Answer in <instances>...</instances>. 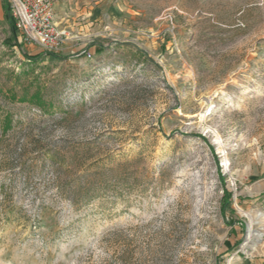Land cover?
I'll use <instances>...</instances> for the list:
<instances>
[{"label": "rangeland", "instance_id": "374dc122", "mask_svg": "<svg viewBox=\"0 0 264 264\" xmlns=\"http://www.w3.org/2000/svg\"><path fill=\"white\" fill-rule=\"evenodd\" d=\"M55 7L59 60L0 21V264H264V0Z\"/></svg>", "mask_w": 264, "mask_h": 264}, {"label": "built area", "instance_id": "2783aa9c", "mask_svg": "<svg viewBox=\"0 0 264 264\" xmlns=\"http://www.w3.org/2000/svg\"><path fill=\"white\" fill-rule=\"evenodd\" d=\"M59 0H9L10 16L23 41L57 51L68 38L57 22Z\"/></svg>", "mask_w": 264, "mask_h": 264}, {"label": "trees", "instance_id": "16d2710c", "mask_svg": "<svg viewBox=\"0 0 264 264\" xmlns=\"http://www.w3.org/2000/svg\"><path fill=\"white\" fill-rule=\"evenodd\" d=\"M5 7H6V11H7L8 15H9V13H10L9 3L6 2L5 3ZM8 17H9L10 23L12 24V32L15 33L16 32V27L14 26V22H13V20H12V18L10 16H8ZM18 45H20V44H18ZM99 48L100 49H98V50L101 51L104 47H101L100 46ZM98 50H96V51H98ZM44 56H47L48 58H52L54 60H59L60 59V58H58V56L55 53H53L51 51H46V52L40 53V54L35 55V56H27V59L29 60L30 63H38L39 61L42 60V58ZM13 97H15V95H13ZM27 100H28V97H26V96L23 97V98H21V102H27ZM29 100L33 104L37 105L42 111L46 112V110H47L46 104L47 103H46V101L44 99L43 93L40 90H38L34 94H32L29 97ZM7 116H8V114H7ZM7 127L8 128L11 127V122H9V124L7 125ZM226 196L227 197H230L229 194H227Z\"/></svg>", "mask_w": 264, "mask_h": 264}, {"label": "crops", "instance_id": "0c3cea01", "mask_svg": "<svg viewBox=\"0 0 264 264\" xmlns=\"http://www.w3.org/2000/svg\"><path fill=\"white\" fill-rule=\"evenodd\" d=\"M7 17V11L5 7V1L0 0V21Z\"/></svg>", "mask_w": 264, "mask_h": 264}]
</instances>
